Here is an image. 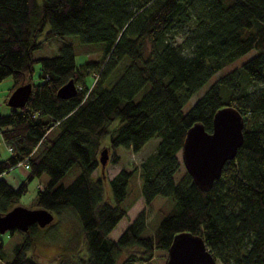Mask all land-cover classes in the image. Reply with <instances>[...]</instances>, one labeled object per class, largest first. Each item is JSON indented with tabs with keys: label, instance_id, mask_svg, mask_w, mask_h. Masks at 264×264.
Masks as SVG:
<instances>
[{
	"label": "trees",
	"instance_id": "trees-1",
	"mask_svg": "<svg viewBox=\"0 0 264 264\" xmlns=\"http://www.w3.org/2000/svg\"><path fill=\"white\" fill-rule=\"evenodd\" d=\"M65 34L78 35L76 46L98 48V57L76 61L70 41H61L55 54L34 56L43 40ZM250 49L255 52L222 71L184 109L193 92ZM7 75L11 90L30 81L31 91L23 105L0 112V135L10 147L0 158V214L18 203L26 179L46 173L32 204L55 215L70 211L84 246L60 250L52 264L146 261L156 248L167 251L182 230L203 237L214 264H264V0H0V80ZM69 78L76 93L58 96ZM249 81L260 84L248 87ZM225 104L240 111L243 138L211 186L201 189L186 169L177 175V152L186 129L200 121L211 130L214 111ZM105 136L111 162L118 146L137 151L158 136L136 165L107 178L110 196L105 178L93 174ZM22 161L29 171L14 187L1 174ZM136 173L145 203L157 194L174 201L155 227L141 209L113 238ZM40 230L36 223L7 230L18 238L8 257L0 237V259L43 264L28 252Z\"/></svg>",
	"mask_w": 264,
	"mask_h": 264
},
{
	"label": "rangeland",
	"instance_id": "rangeland-1",
	"mask_svg": "<svg viewBox=\"0 0 264 264\" xmlns=\"http://www.w3.org/2000/svg\"><path fill=\"white\" fill-rule=\"evenodd\" d=\"M177 36L180 37V35L178 34ZM77 40H79L77 34H65L61 37H52L50 39L43 40L42 45L33 50V54L36 57L55 54L58 52V45L61 41H70L72 42L73 47H76V61L83 60V58L93 59L98 57V48L84 49V47L80 45L76 46L75 41ZM254 52V49H250L242 55L236 57L226 65H224L220 70L213 74L204 84H202L195 92L190 95V97L184 104V109L188 108V106L197 98V96H199L203 92V90L208 86V84L222 71L238 66L245 58L252 55ZM32 65V80H37L39 61L34 60ZM89 77H93V72H91ZM89 77H86V79L89 80ZM12 84L13 79L11 75H7L2 80H0V112H7L9 110L8 104L5 102L4 99L8 96ZM247 84L248 87H254L259 85L260 83L255 81H249ZM157 139L158 136L150 137L137 151L132 150V148L130 147L120 145L117 147V153L119 154V158L117 161L111 162L109 159H107L103 172L101 171L100 165H98V167L94 170L93 174L101 175L105 178L103 185L105 195L110 196V186L108 184L107 178L111 177L115 173V171H117L122 166L131 167L133 165H136L140 161V159H142L148 152L153 150ZM107 141V136L102 138L101 146H105ZM9 153V149L7 148V145L2 140L0 135V158L6 157ZM177 156L180 163L177 171V175H179L182 171L185 170L181 158V150L177 152ZM75 170L76 167L74 165L70 170H68L62 180H69L75 173ZM28 171L29 169L27 166L24 165V163H18L10 169L2 172L1 175L11 185L15 187L19 185L22 180L25 179ZM101 172L103 173V175ZM47 178V174L42 173V175L40 176H35L31 179H26V189L18 197V203L26 205L28 207H35L32 202L34 199L35 191L38 187V183L39 181L47 180ZM173 201L174 200L172 196L157 194L152 198L149 203H145L140 193L139 179L136 173V175H134V177L130 179L127 194L123 199V202L128 206L127 211L114 225L110 236L117 237L125 228V226L129 223V220L132 219L141 209L145 211L148 224L151 227H155L161 219L162 215L164 214V210L168 209L171 203H173ZM46 225H48V227H44ZM46 225L40 226L41 230L38 232V235H36L35 242L32 244L31 248L28 251L31 256L39 263L52 264L53 262H55L56 254L60 250H75L81 244V247H84L83 243L81 242L79 232L80 230L77 219L70 211H63L59 215L54 214L53 219ZM6 232L7 231L0 232V237L4 239L7 249H9L8 257H11L13 256V253L10 251V248L11 246H13L16 239L18 238V234L16 232L13 235H9ZM78 252H85V248L79 249ZM166 257V250L156 248L151 259L146 261L136 260L133 264H165ZM0 264H5V261L0 259Z\"/></svg>",
	"mask_w": 264,
	"mask_h": 264
},
{
	"label": "water",
	"instance_id": "water-1",
	"mask_svg": "<svg viewBox=\"0 0 264 264\" xmlns=\"http://www.w3.org/2000/svg\"><path fill=\"white\" fill-rule=\"evenodd\" d=\"M31 91V82L16 85L8 94L6 103L21 106ZM77 91L73 78L61 84L56 93L67 97ZM243 118L233 105L218 107L212 118V129L206 130L200 121L191 124L185 131L181 145V158L185 169L190 173L196 185L208 189L219 176L227 159L234 156L243 138ZM108 159V149L102 146L98 161L103 172ZM54 213L42 206L28 207L17 203L0 214V232L11 229L25 231L29 225L48 224ZM215 257L204 242L203 237L188 230L176 232L167 247L165 264H214Z\"/></svg>",
	"mask_w": 264,
	"mask_h": 264
},
{
	"label": "built area",
	"instance_id": "built-area-1",
	"mask_svg": "<svg viewBox=\"0 0 264 264\" xmlns=\"http://www.w3.org/2000/svg\"><path fill=\"white\" fill-rule=\"evenodd\" d=\"M8 148L10 149V147H8ZM20 163H24V165L28 167V163L26 161H22Z\"/></svg>",
	"mask_w": 264,
	"mask_h": 264
},
{
	"label": "crops",
	"instance_id": "crops-1",
	"mask_svg": "<svg viewBox=\"0 0 264 264\" xmlns=\"http://www.w3.org/2000/svg\"><path fill=\"white\" fill-rule=\"evenodd\" d=\"M7 148H8V146H7ZM9 149V148H8ZM116 172V171H115ZM131 221V219L129 220V222ZM117 223V222H116ZM114 227V226H113ZM113 227H112V229H113ZM112 229L110 230V232H109V234L111 233V231H112ZM113 238H116V237H113Z\"/></svg>",
	"mask_w": 264,
	"mask_h": 264
}]
</instances>
